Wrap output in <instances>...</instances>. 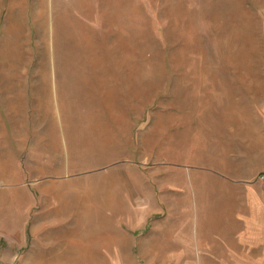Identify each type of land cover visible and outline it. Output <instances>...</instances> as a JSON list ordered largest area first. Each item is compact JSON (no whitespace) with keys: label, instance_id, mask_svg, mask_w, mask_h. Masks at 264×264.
Instances as JSON below:
<instances>
[{"label":"rangeland","instance_id":"374dc122","mask_svg":"<svg viewBox=\"0 0 264 264\" xmlns=\"http://www.w3.org/2000/svg\"><path fill=\"white\" fill-rule=\"evenodd\" d=\"M262 172L264 0H0V264H264Z\"/></svg>","mask_w":264,"mask_h":264},{"label":"built area","instance_id":"2783aa9c","mask_svg":"<svg viewBox=\"0 0 264 264\" xmlns=\"http://www.w3.org/2000/svg\"><path fill=\"white\" fill-rule=\"evenodd\" d=\"M258 178H259L260 183L264 187V172L260 173Z\"/></svg>","mask_w":264,"mask_h":264},{"label":"bare ground","instance_id":"6f19581e","mask_svg":"<svg viewBox=\"0 0 264 264\" xmlns=\"http://www.w3.org/2000/svg\"><path fill=\"white\" fill-rule=\"evenodd\" d=\"M35 5V4H34ZM14 16V15H13ZM13 20V19H12ZM12 24V23H11ZM13 47V46H12ZM13 49V48H12ZM3 76V75H2ZM203 215V214H202ZM160 256V255H159Z\"/></svg>","mask_w":264,"mask_h":264}]
</instances>
